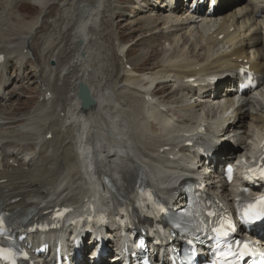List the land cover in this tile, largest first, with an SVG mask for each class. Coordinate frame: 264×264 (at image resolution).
Instances as JSON below:
<instances>
[{"label": "bare ground", "instance_id": "bare-ground-1", "mask_svg": "<svg viewBox=\"0 0 264 264\" xmlns=\"http://www.w3.org/2000/svg\"><path fill=\"white\" fill-rule=\"evenodd\" d=\"M19 1L0 0V208L12 218V230H21L22 220L30 216L44 220L55 206L68 205L71 216L105 214L107 236L126 245L129 240L113 227L111 204L128 201L138 182L167 203L177 200V190L188 176L211 184L206 166L192 169L188 159L193 150L185 146L187 141L202 142L215 152L229 146L222 136L231 133V145L253 152L264 135V0H219L215 14L204 18L209 24L192 21L186 15L190 5L182 8L176 0H128L125 5L119 0H67L52 24L58 36L50 49L49 34L35 45L41 15L23 22L22 29L9 27L10 20H22L13 11ZM28 1L44 11L43 0ZM103 18L112 26L132 21L134 35L138 33L134 46L163 38L158 65L138 68L149 53L141 47L134 63L130 61L134 71H121L118 84L109 80L101 69L108 62L104 65L101 55ZM27 48L33 50V59ZM115 48L126 61L128 47L117 43ZM242 65L261 76L262 85L254 95H246L244 106L234 107L232 90L223 92L221 86L229 87L235 77L227 76ZM10 69L15 77L8 76ZM207 76L221 80L205 85ZM188 78L194 81L185 82ZM24 81L27 86L36 81L45 89L39 97L42 103L18 118L9 107L12 91ZM80 83L95 101L87 112L81 111L77 98ZM161 90L168 93L160 96ZM46 92L51 96L44 101ZM211 93L216 94L213 100L225 104L204 111ZM220 112L229 114L219 120ZM199 125L206 128L204 135L196 133ZM102 180L110 182L113 199L102 193ZM214 198L231 206L234 189L225 186ZM174 206H183V201ZM41 237L48 243L56 239L50 232L28 235L24 242L35 245Z\"/></svg>", "mask_w": 264, "mask_h": 264}, {"label": "rangeland", "instance_id": "rangeland-1", "mask_svg": "<svg viewBox=\"0 0 264 264\" xmlns=\"http://www.w3.org/2000/svg\"><path fill=\"white\" fill-rule=\"evenodd\" d=\"M127 1L128 0H119V5H125V3ZM42 3L45 5L44 11H42L35 4L30 3L28 0H21L18 3H16L13 7V11L20 14V16L22 17L21 18L22 20H21V22L18 20H14V19L10 20L9 21V27L17 26L16 28L22 29V23L23 22L24 23L25 22L26 23L31 22L32 20H35V18L37 19V17H39V15H41L42 25L39 28L40 32L38 30V33L36 35L35 45L40 44L41 41H44L45 38L49 34L51 36L50 37L51 44L48 48L50 49V48L56 46L55 40L57 39V36H58V34H57L58 32H56L57 30H55V28L52 27V24L56 19H58V16L61 13V5L67 4V0H43ZM107 6H108V3H107ZM68 7H69V5L64 6V8H66V9H69ZM70 10L74 11L72 8ZM104 19L105 18H103L102 26L105 27L104 28L105 32L103 31V34L104 33L105 34L104 35L102 34V39L100 42L101 46L104 47V49L102 48L101 55H102V57H104V59L102 60V63L105 65L106 61H108V62H107V65L104 67H101V69L103 70L102 72L105 73V76L111 77V79H109V80H111L115 84L120 83L121 71H123V69H122L123 64H125L127 62V63H129L128 65L131 67L132 65L130 64V61H131V63L132 62L134 63L133 59H134L135 55H137L139 53V50L141 47L148 48L149 53L145 57L144 61L138 66V68L144 70V69L155 67L158 65L157 62H158L159 57L162 54V51H163L162 49H163V45H164L161 37H159V39H157L156 41H150V42L142 43V44H140L141 47L140 46H134V42H135V39H136L138 33L136 35H134V26H131L132 21L126 20L125 23L120 22V23H117L116 26H112V25H110V23L106 22ZM24 34H25V32H24ZM117 35L119 36L118 39H121L122 42L119 41L118 39H116L115 40L116 44L117 43L124 44L129 49L127 57H126V61L124 59L123 60H120L118 58L116 59V57H115L113 40H114V38H116ZM142 36H144V35H142ZM142 36H140V37H142ZM13 42H14V44H15V42L17 43V41H15V40ZM141 42H142V40L139 41V43H141ZM46 43L49 44L47 41H45V45H46ZM103 50H105V51H103ZM26 51H27L29 57L33 59V55H34L33 50L27 48ZM35 61H38L37 63L41 64V61L39 58H37V60H35ZM109 65H113V67L109 69V71L113 70V72H111V73L108 72V74H106L107 68H109ZM132 68L134 70V65L132 66ZM27 70L30 74H32V72H34L35 68L32 66V64H30L27 67ZM12 73H13V71L10 69V73L8 75L10 76ZM15 75H16V72H14L12 74L13 77H15ZM112 78H113V80H112ZM24 82H25L24 84L21 83L12 91V95H15V96H13V98L11 99V105L9 107L10 111L14 112L16 114V117L18 116V118L20 115L27 113L28 111H30L31 109H33L36 106V104L39 100L40 94H41L40 84H36V81H31V83L34 82V84H32L30 86H27L26 81H24ZM107 85H108V87H112V85H110V84H107ZM161 92H162V94L160 96H163V95L168 93V90H161Z\"/></svg>", "mask_w": 264, "mask_h": 264}, {"label": "snow or ice", "instance_id": "snow-or-ice-1", "mask_svg": "<svg viewBox=\"0 0 264 264\" xmlns=\"http://www.w3.org/2000/svg\"><path fill=\"white\" fill-rule=\"evenodd\" d=\"M260 175L262 177H264V170H262L260 172ZM256 205L260 206V213L264 214V199H260V200L256 201V204L248 206V211L245 212V216L246 217L249 215V212H251V210L253 208H255L254 206H256ZM214 231H216L217 234L220 235V236H226L227 235V233L221 232L218 229H214ZM243 249L246 250L247 249V245H243ZM244 250L239 251L237 253H234V255H237L239 257V261H244L246 259ZM222 255H223L224 259L219 261L218 264H231V261L228 258V254L227 253H222ZM261 264H264V261H262Z\"/></svg>", "mask_w": 264, "mask_h": 264}, {"label": "water", "instance_id": "water-1", "mask_svg": "<svg viewBox=\"0 0 264 264\" xmlns=\"http://www.w3.org/2000/svg\"><path fill=\"white\" fill-rule=\"evenodd\" d=\"M77 98L80 101L82 112H87L95 107V101L92 99L88 87L82 83L78 84Z\"/></svg>", "mask_w": 264, "mask_h": 264}]
</instances>
